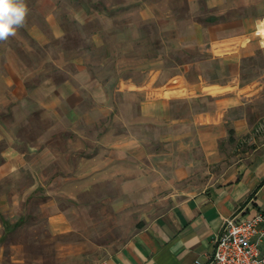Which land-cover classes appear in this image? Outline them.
I'll use <instances>...</instances> for the list:
<instances>
[{
    "label": "crops",
    "instance_id": "crops-1",
    "mask_svg": "<svg viewBox=\"0 0 264 264\" xmlns=\"http://www.w3.org/2000/svg\"><path fill=\"white\" fill-rule=\"evenodd\" d=\"M68 3L32 0L42 64L0 42V264L32 201L54 236L134 222L91 264H211L226 218L264 216V0Z\"/></svg>",
    "mask_w": 264,
    "mask_h": 264
},
{
    "label": "rangeland",
    "instance_id": "rangeland-1",
    "mask_svg": "<svg viewBox=\"0 0 264 264\" xmlns=\"http://www.w3.org/2000/svg\"><path fill=\"white\" fill-rule=\"evenodd\" d=\"M27 8L30 12L27 13L26 24L32 21H38L40 18L37 14L31 11L32 0H25ZM64 6H67L68 0H63ZM69 13L66 18L69 20ZM264 23V20L261 24ZM260 24V25H261ZM261 34L264 35V30L259 26L257 28ZM256 29V30H257ZM72 35L75 36V29H72ZM256 32V31H255ZM10 39L15 41L13 47L24 54L25 58L32 57L35 63L42 64L44 55L49 51L51 52L56 46L41 47L32 44L27 34V29L23 26L17 30L15 36H10ZM260 38V37H259ZM261 39V38H260ZM263 44H264V39ZM67 47H73L68 45ZM89 47V46H85ZM46 48V50H45ZM50 48V50H49ZM30 57V58H31ZM264 72V55H258L248 64L246 77L254 78ZM252 118L256 120L260 117V122L263 126L257 124V127H264V92L252 104ZM28 206L27 203L25 207ZM23 207V206H21ZM29 213L13 214L12 220H9V225L13 226L7 231L4 236L2 245L4 246L3 256L7 260L13 259L22 260V264H91L94 261L104 257L107 251L116 248L118 245L128 239L131 233L135 230L134 222H119V221H101L96 224L99 225L95 231H90L88 235L83 237L79 236H54L52 235L46 225L45 220L40 213L37 212V202L30 203ZM9 218V217H8ZM91 240L98 245L93 250H88L82 253H76L73 249H66L65 244H73L78 241ZM9 246H15L17 252L10 254L8 251Z\"/></svg>",
    "mask_w": 264,
    "mask_h": 264
},
{
    "label": "built area",
    "instance_id": "built-area-1",
    "mask_svg": "<svg viewBox=\"0 0 264 264\" xmlns=\"http://www.w3.org/2000/svg\"><path fill=\"white\" fill-rule=\"evenodd\" d=\"M255 34L264 39L258 29ZM262 244L264 216L261 213L251 218L232 215L225 219L220 234L215 238L211 264H264Z\"/></svg>",
    "mask_w": 264,
    "mask_h": 264
},
{
    "label": "clouds",
    "instance_id": "clouds-1",
    "mask_svg": "<svg viewBox=\"0 0 264 264\" xmlns=\"http://www.w3.org/2000/svg\"><path fill=\"white\" fill-rule=\"evenodd\" d=\"M27 13L25 0H0V42L17 34L26 23Z\"/></svg>",
    "mask_w": 264,
    "mask_h": 264
}]
</instances>
